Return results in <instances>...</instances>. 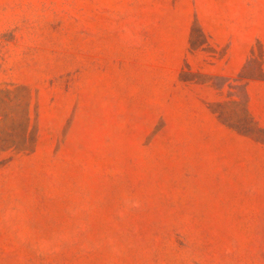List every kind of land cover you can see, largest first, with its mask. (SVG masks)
Masks as SVG:
<instances>
[{
  "label": "rangeland",
  "instance_id": "1",
  "mask_svg": "<svg viewBox=\"0 0 264 264\" xmlns=\"http://www.w3.org/2000/svg\"><path fill=\"white\" fill-rule=\"evenodd\" d=\"M0 264H264V0H0Z\"/></svg>",
  "mask_w": 264,
  "mask_h": 264
}]
</instances>
